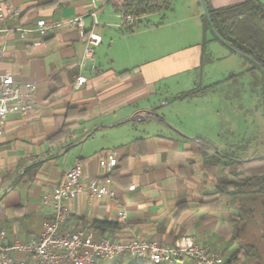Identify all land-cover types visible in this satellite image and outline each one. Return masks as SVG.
Segmentation results:
<instances>
[{
  "label": "crops",
  "instance_id": "1",
  "mask_svg": "<svg viewBox=\"0 0 264 264\" xmlns=\"http://www.w3.org/2000/svg\"><path fill=\"white\" fill-rule=\"evenodd\" d=\"M1 1L21 15L0 36L7 47L0 69L19 85L37 84L35 109L10 114L0 136L3 241L39 240L54 218L42 195L76 161L85 179L100 175V154L115 149L116 196L90 200L82 192L67 200L60 234L92 229L95 240L138 237L165 245L191 236L226 259L264 243L262 227L258 234L247 230L264 214V193L223 189L240 177V162L264 158L262 70L214 32L210 37L201 0H170L134 26L120 25L121 0ZM95 5L101 8L96 25ZM79 15L101 41L82 70L83 86L73 89L86 41L68 20ZM39 19L54 26L22 37L17 28L36 27ZM65 128L66 138L52 140ZM124 254L112 260L123 261Z\"/></svg>",
  "mask_w": 264,
  "mask_h": 264
},
{
  "label": "built area",
  "instance_id": "2",
  "mask_svg": "<svg viewBox=\"0 0 264 264\" xmlns=\"http://www.w3.org/2000/svg\"><path fill=\"white\" fill-rule=\"evenodd\" d=\"M125 0H121L123 5ZM101 8L95 5L91 11L94 25L98 24V15ZM21 15V9L9 2L0 0V36L9 32L8 21ZM121 26H134L136 16L122 10L119 14ZM79 30V35L86 41L84 55L80 61V69L73 82V89H80L85 81L82 70L86 63L93 61L94 48L101 41V36L93 31L88 32L85 16H74L68 20ZM54 25L47 23L45 19H39L37 26L26 28L18 27L22 37L29 32H37L45 35ZM7 51L5 44L0 46V59ZM37 84L26 82L19 85L14 76L0 69V136L6 132V121L10 114L27 115L36 107ZM164 103H167L165 101ZM100 167L103 172L100 175L85 179L82 166L79 161L66 169L63 179L52 191L42 195L45 203L52 206L54 218L44 223V230L39 240L14 243L3 241L4 232L0 233V264H100V260L115 259L121 253H129L133 257L150 260L155 264H161L172 260L188 258L193 264H241L239 261H229L220 253L209 252L191 236L183 237L176 245H165L158 242H149L145 239L134 237L127 242H119L109 238L94 239V231L77 230L67 234H60L59 228L64 222L65 214L69 211L67 200L77 197L84 192L90 200L102 199L106 196L115 197L113 180L108 174L118 164L117 151L111 149L100 154ZM135 185L129 187L134 190ZM10 189V185L6 190ZM3 190L0 187V193ZM119 215L126 219L125 211H119ZM24 252L27 259H16L10 252Z\"/></svg>",
  "mask_w": 264,
  "mask_h": 264
},
{
  "label": "trees",
  "instance_id": "3",
  "mask_svg": "<svg viewBox=\"0 0 264 264\" xmlns=\"http://www.w3.org/2000/svg\"><path fill=\"white\" fill-rule=\"evenodd\" d=\"M169 3L170 0H125L122 7L125 12L139 19L161 10ZM207 3L211 23L204 16L206 29L218 33L225 44L234 51H240L245 57H252L253 61L246 58L254 64L255 68L262 70L264 81V3L260 0H207ZM69 134V128L62 129L52 140H61ZM239 164L240 177L238 180L228 181L223 189H239L254 193L256 196L263 194L264 158L242 161ZM114 169L108 174L109 177L112 176ZM250 254V249L241 247L228 260L240 261Z\"/></svg>",
  "mask_w": 264,
  "mask_h": 264
},
{
  "label": "rangeland",
  "instance_id": "4",
  "mask_svg": "<svg viewBox=\"0 0 264 264\" xmlns=\"http://www.w3.org/2000/svg\"><path fill=\"white\" fill-rule=\"evenodd\" d=\"M142 21H146L142 20ZM209 35L210 37H212V31L211 29L209 30ZM249 63H252L250 60ZM221 65H224L225 63H227V61L222 60ZM253 64V63H252ZM242 69L241 67H239V73H241ZM247 72H242V75H240V80L241 81H246L245 79H247L248 76H246ZM262 227V228H261ZM263 229L264 230V214L259 216H256L252 222L248 225L247 230L251 231V232H255V234H258L259 229ZM264 235V234H263ZM257 236V235H256ZM251 254L245 258H242L239 262H241V264H264V243H257L256 247L250 248ZM125 258L123 261H118V259L116 260H108V259H104L102 260L105 263H111V264H155L150 260H144L141 258H136L133 257L131 254L127 253L124 254ZM161 264H192L190 260H188L187 258H184L181 261L178 262H168V263H161Z\"/></svg>",
  "mask_w": 264,
  "mask_h": 264
},
{
  "label": "water",
  "instance_id": "5",
  "mask_svg": "<svg viewBox=\"0 0 264 264\" xmlns=\"http://www.w3.org/2000/svg\"><path fill=\"white\" fill-rule=\"evenodd\" d=\"M201 3L203 5V8H204V14L205 16L207 17L208 21L211 23V15H210V10H209V7H208V3H207V0H201ZM214 34L218 37V39H220L221 41H223L225 43V41L220 37V35L218 33H216L214 30H213ZM236 52L242 54L240 51H237L235 50ZM243 55V54H242ZM248 59H250L251 61H253V58L250 57V56H246ZM93 64V62H92ZM259 158V157H256V159Z\"/></svg>",
  "mask_w": 264,
  "mask_h": 264
}]
</instances>
